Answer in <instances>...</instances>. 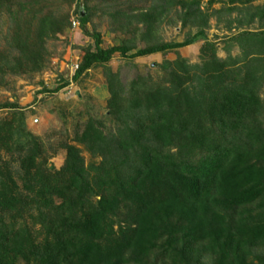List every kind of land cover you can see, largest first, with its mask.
I'll list each match as a JSON object with an SVG mask.
<instances>
[{
	"label": "trees",
	"instance_id": "16d2710c",
	"mask_svg": "<svg viewBox=\"0 0 264 264\" xmlns=\"http://www.w3.org/2000/svg\"><path fill=\"white\" fill-rule=\"evenodd\" d=\"M42 2L0 0L11 21L0 79L6 71L42 70L45 40L69 29L70 19L42 12ZM174 8L181 26L196 30L178 42L155 41ZM207 9L201 0L114 8L109 16L123 27L140 25L133 31L147 43L137 47L130 38L104 48L86 28L87 0H76L79 26L93 43L82 47L71 79L103 65L114 125L89 117L60 145L63 162L55 168L26 129L21 106L0 104L9 111L0 117V264H264V23L240 28L264 20V4L224 8L246 14L226 26L224 57L205 35L208 18L223 8ZM198 40V62L178 54ZM167 52L175 57L163 60L159 82L138 75L125 87L106 65L115 53Z\"/></svg>",
	"mask_w": 264,
	"mask_h": 264
},
{
	"label": "rangeland",
	"instance_id": "374dc122",
	"mask_svg": "<svg viewBox=\"0 0 264 264\" xmlns=\"http://www.w3.org/2000/svg\"><path fill=\"white\" fill-rule=\"evenodd\" d=\"M153 0H87L91 8L90 21L86 24L88 31H95L100 34L101 46L107 47L119 44L122 40L133 38L135 46L142 47L147 41L141 39L137 30L140 25L133 23L123 27L120 21L112 19L108 11L118 7H126L128 4L149 6ZM212 1L208 6V2ZM255 6L264 4V0H249L245 3L230 2V0H201V6L208 8L207 11L219 10L208 18V26L205 28L206 38L217 41L219 49L217 55L224 57L226 53L221 49V40L231 33L226 26L236 25V18L245 19L246 14H238L237 10L225 11L224 8L232 5ZM38 7L42 12L54 16H67L71 23L68 30L57 34L53 38L45 40L44 47L47 52L45 67L34 73H11L6 71L0 79V104L4 102H17L25 114L26 129L37 136L47 149L48 162L55 168L61 166L64 157V150L60 145L64 142H71L70 138L74 131L80 130L84 122L89 118H95L103 122L105 128L114 125L111 118L107 117V98L109 93L106 87V80L103 75V65H95L85 71L77 80H72L71 76L78 63L82 47L92 45L93 38L85 34L79 26L76 18V0H43ZM178 9H172L157 25L155 41L178 42L186 33H193L195 25L187 24L181 26V21L177 17L180 13ZM245 12V11H244ZM32 21V31L34 30L35 19L31 16L24 17ZM121 20V19H120ZM10 18L5 13H0V50L8 49L6 37L10 33ZM264 20L257 18L249 24H242L240 28L248 30L261 29ZM136 26V30L133 28ZM141 28V27H140ZM234 33V31H233ZM202 40H198L190 45L178 48V54L186 58L189 62L199 61L198 51ZM238 52L236 46L231 50L232 54ZM175 57L173 52L154 53L135 58L123 57L115 53L106 63L113 72L118 74L121 83L127 87L128 83L136 76H147L154 82H159L163 77L162 62L165 59L171 60ZM67 82L58 91H44L54 89L58 84ZM8 109L0 108V117L8 115ZM82 154L87 162L90 158L86 151ZM2 158L9 160L10 156L2 151ZM15 164L14 162L12 163Z\"/></svg>",
	"mask_w": 264,
	"mask_h": 264
},
{
	"label": "water",
	"instance_id": "95a60500",
	"mask_svg": "<svg viewBox=\"0 0 264 264\" xmlns=\"http://www.w3.org/2000/svg\"><path fill=\"white\" fill-rule=\"evenodd\" d=\"M79 11H80V14L82 15L83 13L81 12V10L79 9Z\"/></svg>",
	"mask_w": 264,
	"mask_h": 264
},
{
	"label": "built area",
	"instance_id": "2783aa9c",
	"mask_svg": "<svg viewBox=\"0 0 264 264\" xmlns=\"http://www.w3.org/2000/svg\"><path fill=\"white\" fill-rule=\"evenodd\" d=\"M75 68H76V65H75Z\"/></svg>",
	"mask_w": 264,
	"mask_h": 264
}]
</instances>
